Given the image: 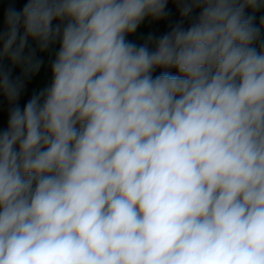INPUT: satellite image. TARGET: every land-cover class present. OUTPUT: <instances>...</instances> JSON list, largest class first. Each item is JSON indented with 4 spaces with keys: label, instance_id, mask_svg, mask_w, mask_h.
Masks as SVG:
<instances>
[{
    "label": "clouds",
    "instance_id": "clouds-1",
    "mask_svg": "<svg viewBox=\"0 0 264 264\" xmlns=\"http://www.w3.org/2000/svg\"><path fill=\"white\" fill-rule=\"evenodd\" d=\"M172 2L9 0L0 264H264V0Z\"/></svg>",
    "mask_w": 264,
    "mask_h": 264
},
{
    "label": "crops",
    "instance_id": "crops-1",
    "mask_svg": "<svg viewBox=\"0 0 264 264\" xmlns=\"http://www.w3.org/2000/svg\"><path fill=\"white\" fill-rule=\"evenodd\" d=\"M9 6V5H8ZM168 10L171 12V16L161 20V21H153L150 19H146L140 27L137 29V32L131 36L128 37V39L133 40L134 42L140 44L144 42V39L151 33L156 36L162 35L165 32L169 31V25L179 20V12L175 6V4L172 2V0H169L168 4ZM5 8H2L1 10V16L3 13V10ZM18 68V67H17ZM19 69V68H18ZM20 70V69H19ZM49 79V74L46 70H42L41 76L37 77L36 80L32 81V84L29 86V92L31 90V86L40 83L41 81L47 82ZM27 98V97H25ZM6 123V116L0 118V125H3Z\"/></svg>",
    "mask_w": 264,
    "mask_h": 264
},
{
    "label": "trees",
    "instance_id": "trees-1",
    "mask_svg": "<svg viewBox=\"0 0 264 264\" xmlns=\"http://www.w3.org/2000/svg\"><path fill=\"white\" fill-rule=\"evenodd\" d=\"M23 2H24V0H16L15 6L19 8V7L22 6V3ZM8 5H9V0H0V16H1V10H2V8L5 7V6H8ZM248 14L254 15L255 18H256V22L259 23L260 19L262 17H264V7H260L256 11H253L252 9H248ZM4 64L6 66H9L7 60L4 61ZM19 73H20V70L18 68H15L13 70V74L14 75H18ZM5 112H6V106L0 107V118L5 115Z\"/></svg>",
    "mask_w": 264,
    "mask_h": 264
},
{
    "label": "rangeland",
    "instance_id": "rangeland-1",
    "mask_svg": "<svg viewBox=\"0 0 264 264\" xmlns=\"http://www.w3.org/2000/svg\"><path fill=\"white\" fill-rule=\"evenodd\" d=\"M7 7H8V6H5V7H3V8H5V9H6Z\"/></svg>",
    "mask_w": 264,
    "mask_h": 264
},
{
    "label": "water",
    "instance_id": "water-1",
    "mask_svg": "<svg viewBox=\"0 0 264 264\" xmlns=\"http://www.w3.org/2000/svg\"><path fill=\"white\" fill-rule=\"evenodd\" d=\"M26 99V98H25Z\"/></svg>",
    "mask_w": 264,
    "mask_h": 264
}]
</instances>
